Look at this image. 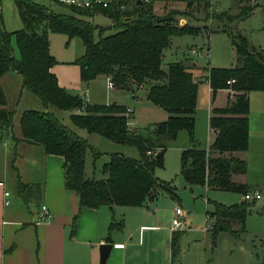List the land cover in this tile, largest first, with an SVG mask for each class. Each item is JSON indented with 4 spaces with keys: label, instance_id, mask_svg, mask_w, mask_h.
Here are the masks:
<instances>
[{
    "label": "trees",
    "instance_id": "1",
    "mask_svg": "<svg viewBox=\"0 0 264 264\" xmlns=\"http://www.w3.org/2000/svg\"><path fill=\"white\" fill-rule=\"evenodd\" d=\"M109 0L104 7L67 6L65 12H54L31 0H13L21 28L8 32L0 27V78L9 72L20 76V88L40 102V108H24L17 118L19 137L13 134L15 109L8 106L0 83V140L10 137L14 142L25 141L39 145L44 153L59 155L63 159V185L78 196V207L96 208L101 205L141 206L152 199L156 190L173 195L168 183L157 180L153 168L161 164V154L168 142L185 129L192 145L180 154V175L190 186L209 189L246 192L244 183L235 182L232 175L243 174L246 163L232 155L244 151L248 137V100L250 91H264V51L252 45L244 35L236 33L230 42L234 50L231 67L203 68L204 79L213 94L218 89H230L233 100L224 107L211 108L208 119L214 136L206 149L197 147L192 140L193 113L200 76H194L191 65L180 61L167 63L162 69V56L170 37L181 33H196L198 28L179 25L182 17L190 16L187 10L199 0ZM184 2V10L164 7L161 14L153 10V2ZM57 4L56 0H53ZM238 18L249 16L253 5L249 0H236ZM109 19L108 26L92 22L94 14ZM222 15V14H220ZM1 22V20H0ZM106 29L109 30L105 33ZM58 32L69 40L77 37L83 53L74 59L79 79L85 83L97 75L110 76L113 86L133 90L145 86V98L167 113L166 119L145 127L128 125L130 114L126 107L116 103L83 104L77 94L59 86L50 67L55 59L48 49L47 32ZM96 32V37H94ZM14 35L18 50L16 58L10 46ZM233 80L227 85L228 80ZM76 113L74 109L82 107ZM52 109L69 111L70 123L88 133L133 146L138 157L118 152L108 153L102 165V178L83 176L87 150L97 155L88 142L63 124ZM156 154H158L156 156ZM31 185L16 181L17 193L25 198ZM252 202V201H251ZM247 201L223 206L214 204L207 212L209 230L227 232L237 238L244 231ZM115 223H110L111 228ZM237 226L234 229L232 226ZM180 231H172L170 255H177Z\"/></svg>",
    "mask_w": 264,
    "mask_h": 264
},
{
    "label": "rangeland",
    "instance_id": "2",
    "mask_svg": "<svg viewBox=\"0 0 264 264\" xmlns=\"http://www.w3.org/2000/svg\"><path fill=\"white\" fill-rule=\"evenodd\" d=\"M31 1L54 12L67 10L63 4L57 3L53 6V0ZM199 1V4L195 3L187 9L190 16L179 19L181 23L184 20V24L198 28V31L171 36L168 47L163 51L161 67L165 70L167 63L171 61L196 65L198 69L196 74L200 76V79L196 90L192 140L197 147L204 148L208 144L206 115L209 93L207 83L204 81L203 68L234 65V50L230 38L236 33L244 35L252 45L264 51V0H249L252 2L253 9L251 14L244 18L236 16L239 12L236 0ZM173 8L177 9L175 5ZM0 12V20L8 32L20 26L13 0H0ZM156 12L161 14L163 11L161 7H158ZM93 23L106 27L110 21L97 14L93 17ZM108 32L109 30L106 29L105 33ZM96 35L94 32V37ZM48 41L50 52L54 53L53 56L57 61L73 59L81 54L82 43L77 37L67 40L62 33L48 31ZM10 46L13 55L17 58L19 55L14 35L10 37ZM191 48H194L197 53H190ZM63 66H69L62 67L63 70H70L71 65ZM0 83L8 100V106L16 111L13 117L15 128L20 110L28 107L40 108V102L25 89L20 88V76L17 73L9 72L0 78ZM79 89L78 92L81 93L84 87L81 86ZM87 90L97 97V103L115 101L121 105L135 107L134 119H131L137 126L145 127L149 122L157 121L158 113L155 110L162 111L158 107H154L153 110L141 109L139 102L133 101L131 95L121 89L105 90L104 82L100 77L89 80ZM224 102L225 93L219 90L213 104L221 106ZM249 105L251 120L248 146L244 152L246 172L242 179L246 185V191H257L260 199L247 201L249 203H246L244 231L240 232L237 238L227 232L214 233L209 230L210 220L207 219L206 213L214 209V204L231 206L239 203L243 194L240 191L207 190L199 185L191 187L184 185L180 175V154L183 149L192 145L185 129L179 130L176 137L167 143L161 154V164L153 168L154 177L160 182L170 184L173 195L165 196L156 190L155 197L149 203L161 205L165 209L179 207L183 212V226L179 228L178 253L173 264L178 262L181 264L197 262L199 264H264V91H251ZM52 111L63 124L73 126L69 122L67 111L58 109H52ZM88 134L87 142L92 146L93 151L98 153L93 155L91 151H86L85 172L89 177H104L101 167L108 160V153L111 151L118 150L123 155L138 157V152L133 146L111 142L95 133ZM12 152V139L3 137L0 140V160L5 155L11 156ZM21 171L24 174L23 170ZM11 176H14V173L13 175L11 173ZM233 179L237 180L238 176L234 175ZM232 227L237 228L235 225Z\"/></svg>",
    "mask_w": 264,
    "mask_h": 264
},
{
    "label": "crops",
    "instance_id": "3",
    "mask_svg": "<svg viewBox=\"0 0 264 264\" xmlns=\"http://www.w3.org/2000/svg\"><path fill=\"white\" fill-rule=\"evenodd\" d=\"M52 5L54 6V3ZM174 5L177 7V10L185 8L184 2L180 1H155L153 2V10L156 14H160L156 12L158 7H161L163 11L164 7L169 9L173 8ZM97 14L91 17L92 22L93 17ZM184 23L185 21L183 20V23L180 22L179 25H183ZM21 26L20 21V26L17 29L21 28ZM0 27L7 31L2 20ZM48 49L50 52L49 41ZM50 54L54 55L51 52ZM77 57L78 55L73 59L57 61L53 56L55 63L50 67V71L55 75L57 84L68 92L77 94L82 98L83 92L86 91L87 103L101 104L97 103V97L87 90L89 81L85 83L80 81L78 66L74 64V59ZM63 65H71L70 70H63L64 68L62 67H69ZM190 65L192 74L197 76L196 72L198 69L196 65L194 63ZM75 75H77V78H75ZM97 77L102 78L105 90L118 89L114 86L111 88L106 86L105 75H97L94 79ZM204 81L207 83L205 79ZM81 86L84 89L80 93L78 90H80ZM219 90L225 93V102L221 106H215L213 101ZM122 91L130 94L133 101L139 102L141 109L153 110L154 107H157L146 100L145 86ZM207 91L209 93L206 115L208 144L203 149L208 147L214 136V131L208 124L211 108L224 107L228 101L233 100L234 94L227 88L218 89L212 94L208 83ZM250 93L251 91L247 94V146L251 120L249 114ZM109 103L119 104L115 101H105L102 104ZM128 108H131L130 116L134 119L133 113L135 107ZM155 111L158 113L157 121L166 119V111L163 109L162 111ZM73 112L79 113L75 109ZM67 114L69 115V111H67ZM133 119L128 124L130 127H143L135 125ZM69 128L87 141L89 134L85 129L75 126ZM13 134L15 138L19 137L18 125L15 128L13 127ZM245 150L234 151L232 155L242 158L246 163L244 157ZM111 152L121 153L118 150ZM128 152L132 154L131 151ZM21 170H23L24 174H22ZM245 172L237 174V180H234V175H232V179L235 182L244 183L242 176H244ZM11 173L12 175L14 173V176H11ZM83 176L90 178L85 172V157ZM17 179L31 185L30 192L25 198L17 193ZM184 185L191 187L185 182ZM202 187L207 190L209 189L206 186ZM4 192H7V194L4 195ZM162 194L168 195L164 192ZM152 199H147L141 206L108 207L107 205H101L96 208H79L77 194L73 190L66 189L63 185L62 157L44 153L39 145L30 144L25 141H13L11 156L5 155L0 160V264H101L99 263L98 246L102 243L111 244L107 257L102 264H173L176 257L172 259L170 255V239L172 234L170 220L174 215L175 206L172 209H165L161 205H151L149 202ZM42 204L47 208L49 216L44 221L36 222V216ZM112 222L115 225L108 228ZM177 264H181V262Z\"/></svg>",
    "mask_w": 264,
    "mask_h": 264
},
{
    "label": "built area",
    "instance_id": "4",
    "mask_svg": "<svg viewBox=\"0 0 264 264\" xmlns=\"http://www.w3.org/2000/svg\"><path fill=\"white\" fill-rule=\"evenodd\" d=\"M147 1V0H145ZM56 2L58 4H63V5H67V6H74V7H94V6H101L104 7L108 4L109 0H56ZM190 53H197V51L194 50V48L189 49ZM106 80V86L108 88L113 87V83L112 80L110 78V76H106L105 77ZM231 82H233V80H228L227 84H230ZM82 101L83 104L87 103V92L84 91L82 94ZM77 112H82L83 111V106L76 108L75 109ZM131 108L126 107V111L125 114H130L131 113ZM130 119H128V124L130 123ZM7 192H4V195H6ZM260 199V195L257 191H252V192H244L242 195V200L244 201H253V200H258ZM6 203V201H5ZM49 216V212L47 210V208L45 207V205H40L39 207V211L37 213L36 216V222H41L44 221L45 219H47ZM207 217V214H206ZM183 212L179 207H175L174 208V215L172 216L171 220H170V230L171 231H176L179 230V228H181L183 226ZM208 219V217H207Z\"/></svg>",
    "mask_w": 264,
    "mask_h": 264
},
{
    "label": "water",
    "instance_id": "5",
    "mask_svg": "<svg viewBox=\"0 0 264 264\" xmlns=\"http://www.w3.org/2000/svg\"><path fill=\"white\" fill-rule=\"evenodd\" d=\"M137 3H140L141 1L140 0H137L136 1ZM158 154H156L157 156ZM111 247V244L110 243H102V244H99L98 246V251H99V263H103L104 260L106 259L107 257V254H108V251Z\"/></svg>",
    "mask_w": 264,
    "mask_h": 264
}]
</instances>
